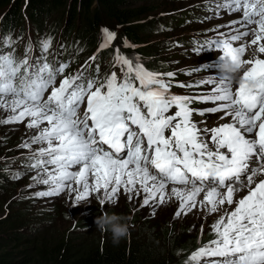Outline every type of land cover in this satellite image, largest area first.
I'll use <instances>...</instances> for the list:
<instances>
[{
  "label": "snow or ice",
  "instance_id": "snow-or-ice-1",
  "mask_svg": "<svg viewBox=\"0 0 264 264\" xmlns=\"http://www.w3.org/2000/svg\"><path fill=\"white\" fill-rule=\"evenodd\" d=\"M221 9L241 15L210 29L217 36L199 52L215 48L221 61L229 57L244 66V82L235 90L223 75L175 81V72L149 70L139 56L130 58L119 47L113 70L103 76L99 64L93 75H85V65L66 74L68 63L52 65L44 55L51 37L40 42L41 56L20 60L4 51L11 37H0V110L7 113L0 124L24 123L32 130L17 146L26 150L21 167L34 173L27 188H46L31 195L67 192L73 206L96 195L102 208L120 195L129 202L142 196L140 207H150L151 215L174 199V218L192 210L218 214L209 225L215 238L185 264H264V0H223L216 4L217 17ZM221 27L229 31L220 32ZM102 37L98 51L117 38L106 28ZM248 51L252 54L245 58ZM206 85L214 86L196 95L171 92L173 86ZM194 101L215 106L196 109ZM216 113L226 122L208 127L206 114ZM16 159L3 158L12 179L22 175L11 169Z\"/></svg>",
  "mask_w": 264,
  "mask_h": 264
},
{
  "label": "rangeland",
  "instance_id": "rangeland-1",
  "mask_svg": "<svg viewBox=\"0 0 264 264\" xmlns=\"http://www.w3.org/2000/svg\"><path fill=\"white\" fill-rule=\"evenodd\" d=\"M133 5L143 4L149 7L145 12L142 20H149V28L145 32V41L148 45L154 46L155 49L149 50V60L158 61L156 66H151L154 71L157 72H175V81L189 84L191 82L206 80L213 77L214 72H217L216 76L220 75L219 56L215 52L208 50L199 52L201 47L205 44V39H211L217 36L216 32L209 31L220 25H227L231 17L223 9L220 10V15L216 16V4L223 3V0H128ZM3 8V7H2ZM0 8V10L2 9ZM20 16L24 10L20 8ZM1 12V11H0ZM56 14L47 18L46 16L40 20L42 25L48 26L50 20L54 18ZM151 18V20H150ZM63 18L61 17V20ZM151 23V24H150ZM23 31L25 35L30 36L32 29L24 21ZM1 28H6L1 23ZM105 29V28H103ZM220 32H228L226 27H221ZM27 32V34H26ZM117 39H119L117 31ZM19 37V34L16 36ZM253 37L250 35L247 40L250 41ZM58 43V41L56 42ZM12 43L11 47L4 48V51L11 50L15 54L19 49V45ZM15 45V46H14ZM112 46V45H111ZM65 41L62 42L61 48L58 49L60 59L68 64L71 62L76 63L73 65L71 72L79 69L80 66L88 64L100 65V73L103 76L107 71H112V65L114 58L112 59V53L107 51L97 53V59L95 63L89 60L95 52L92 49L89 53L81 52L79 44L76 43L75 47L79 49V52H74V48L65 52ZM54 49L52 47L51 51ZM132 51H129L128 57L138 56L135 51V47H131ZM49 51V49L47 50ZM57 52H55L56 54ZM85 54V55H84ZM251 51H248L245 58L251 56ZM84 55V56H83ZM221 55V53H220ZM260 55V54H258ZM87 56V57H86ZM65 57V59H64ZM86 57V58H85ZM24 57H22L23 59ZM260 58H264L261 56ZM17 59V58H16ZM100 60V61H99ZM86 62V63H85ZM85 63V64H84ZM143 63V62H142ZM147 68V65L143 63ZM201 65H207L206 69L193 72L192 70ZM101 70H103L101 72ZM119 74V68L115 69ZM190 73V74H185ZM94 72H90L89 75H93ZM242 75V73H241ZM201 86L199 88H184L173 86L172 92L174 94L184 95H196L200 92H204L207 87ZM194 107H206L209 103L193 102ZM173 112L175 109L172 110ZM7 115L3 110H0V119ZM223 114L207 117L208 127H213L226 121L218 119ZM194 118L196 121L201 119ZM32 134V130L26 129L24 123L19 124H0V172L6 169V165L3 163V158H17L15 163L11 164L13 171H19L22 173L21 178L12 181H2L0 183V228L1 232H8L10 237L16 239H23L21 243L14 244L16 248L13 250L22 249L27 246V241L38 230H45L54 226L58 233H70L73 239L78 237H92L100 234L104 235V232L99 231L94 224V217H97V213L101 215L102 212H111L118 210L119 206L126 202L129 206L130 213L136 212V217L144 221L147 224L155 226L154 231H157L160 225L168 229V238L171 240L174 238V246L179 245V239L182 237H204L213 236L209 225L217 219V215H207L205 211L192 210L187 216L183 214L179 218H174V213L177 210L178 202L176 200L166 201L163 205L156 207L155 215H151L152 209L150 207H140L142 200L141 197H136L128 201L125 195H120L115 203L106 204L103 208L99 203V198L96 195H92L83 201H77L78 206H73L72 199L67 192L60 194L57 197H42L36 198L32 196V193L44 190L46 186L35 185L32 188L26 186L33 183L30 180V176L34 175L33 172H26L21 167V161L18 157H22L21 153L25 152V149H17V146L22 143V140L27 139ZM26 172V174H24ZM242 195V193L240 194ZM116 208V209H114ZM110 209V210H109ZM94 214V217H90ZM206 217V218H205ZM16 220V224L11 225L12 220ZM204 225L203 233H201V225ZM166 239L165 237H161ZM198 238V240H199ZM208 240L215 238L207 237ZM198 240L196 243H198ZM164 241H162V244ZM19 245V246H18ZM14 246V247H15ZM8 248V247H7ZM197 248V247H196ZM11 249V248H8ZM173 253V252H172ZM173 259H177L173 257ZM188 258H185V262ZM208 259V258H205ZM215 259V258H212ZM176 260H174L175 262ZM203 264V262H202Z\"/></svg>",
  "mask_w": 264,
  "mask_h": 264
},
{
  "label": "trees",
  "instance_id": "trees-1",
  "mask_svg": "<svg viewBox=\"0 0 264 264\" xmlns=\"http://www.w3.org/2000/svg\"><path fill=\"white\" fill-rule=\"evenodd\" d=\"M133 4L128 0H0V8L3 7L0 13H3L2 25L8 29L11 27L20 29L21 23L24 24L25 20L22 14L19 15L20 8H24L23 12H26V18L31 20L34 28L37 42L33 45L40 56L42 54L40 39L44 30L49 29V33H53L54 29L57 31L60 29L59 38L66 35L63 39L69 43L65 47V52L75 43L79 44L81 52L84 51L85 54L90 53L92 49L95 54L101 52L102 55L104 51L112 53L111 48L119 47L122 54L128 55L129 51H134L131 47H135L147 69L153 70L151 66L158 67V61L149 60L147 55L150 53L149 50L155 49L145 41L149 20L141 19L149 7ZM54 13L56 16L50 20L48 26L41 24L42 18L45 16L51 18ZM103 28L111 32L117 31L119 39L116 38L107 49L98 51L103 39ZM12 180L15 179H12L6 170H1L0 183ZM113 213L125 217L124 222L128 225L127 237L121 239L118 244L113 243L108 232L101 236L97 234L88 238L84 236L73 239L70 233L57 234L52 226L35 232L27 241L26 247L13 250L16 246L11 243L18 244L23 239H16L13 236L11 238L8 232H1L0 228V264H185V258H188L199 244H206L209 242L207 237L214 236L192 239L182 237L177 247L174 246V238L169 240V231L166 227L160 225L157 231H154L155 226L140 220L136 217V212L128 215L130 209L126 202H123L115 212H109ZM97 216L100 214L97 213ZM90 217H94V214ZM15 224L14 219L10 226Z\"/></svg>",
  "mask_w": 264,
  "mask_h": 264
},
{
  "label": "clouds",
  "instance_id": "clouds-1",
  "mask_svg": "<svg viewBox=\"0 0 264 264\" xmlns=\"http://www.w3.org/2000/svg\"><path fill=\"white\" fill-rule=\"evenodd\" d=\"M243 70V65L237 66L229 57H225L219 66L220 75L226 76L230 83L235 84L244 82L240 79ZM246 83L249 86H254V82L251 80ZM125 220V217H121L115 213L109 214L108 212H103L100 216L94 217L93 222L99 231L110 233L113 243L118 244L121 239L126 238L128 235V225L124 222ZM195 249L197 250V248Z\"/></svg>",
  "mask_w": 264,
  "mask_h": 264
},
{
  "label": "bare ground",
  "instance_id": "bare-ground-1",
  "mask_svg": "<svg viewBox=\"0 0 264 264\" xmlns=\"http://www.w3.org/2000/svg\"><path fill=\"white\" fill-rule=\"evenodd\" d=\"M26 1V0H24ZM26 12L24 11L22 13V16L25 18V23H28L30 22L27 18H26ZM60 36V29L57 31L56 29H54V32L53 33H49V29H46L44 30V32L42 33V39L43 41L46 40L47 38L51 37V44H50V47H49V51H51L52 47H54V49L52 50V52L55 54V52H59L58 49L61 48V44L63 41H65V39H63L65 36L59 38ZM62 39V40H61ZM58 41V43H56ZM33 42H37V39L34 38L33 39ZM65 44L68 45L69 43L67 41H65ZM22 52V50L20 51ZM17 56V54H15V57ZM216 115H220V114H216ZM215 116V115H214Z\"/></svg>",
  "mask_w": 264,
  "mask_h": 264
}]
</instances>
